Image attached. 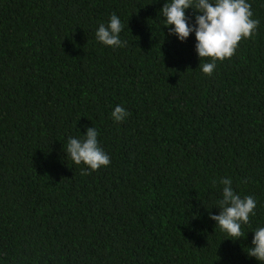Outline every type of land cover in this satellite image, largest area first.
Listing matches in <instances>:
<instances>
[{
  "label": "trees",
  "instance_id": "1",
  "mask_svg": "<svg viewBox=\"0 0 264 264\" xmlns=\"http://www.w3.org/2000/svg\"><path fill=\"white\" fill-rule=\"evenodd\" d=\"M166 2L0 0V264H260L264 0L211 75L194 32L169 34ZM113 13L121 47L96 38ZM87 127L110 157L94 171L65 151ZM221 178L256 200L237 240L209 217Z\"/></svg>",
  "mask_w": 264,
  "mask_h": 264
},
{
  "label": "clouds",
  "instance_id": "2",
  "mask_svg": "<svg viewBox=\"0 0 264 264\" xmlns=\"http://www.w3.org/2000/svg\"><path fill=\"white\" fill-rule=\"evenodd\" d=\"M192 7L196 10L195 23H188L189 17L185 10ZM166 19L165 25L169 34H174L184 41L194 32L195 48L200 57H210L211 62L199 64L203 73L211 75L216 67V61L231 58L242 39L250 38L257 30L260 21L253 19L251 5L247 0H167L160 10ZM123 25L120 18L111 14L107 24L101 23L96 30V38L104 45L121 47L126 42L120 39ZM129 115L128 111L117 105L113 112L114 121L122 122ZM98 132L95 127H87L82 139L69 137L66 154L74 164L81 163L91 170H98L101 166L110 164V157L99 147ZM82 175L90 174L81 169ZM216 183L215 181L213 182ZM223 185L222 199L219 201V214L209 212L210 219L216 221L215 226L227 234V238L237 240L243 237L241 224L249 223L250 214L255 215L256 200L251 195L241 197L232 188L230 178H221ZM252 246L248 256L255 257L260 264H264V227L254 230Z\"/></svg>",
  "mask_w": 264,
  "mask_h": 264
}]
</instances>
